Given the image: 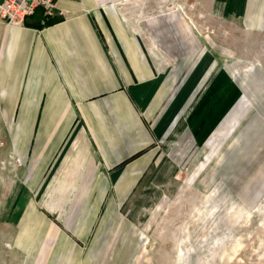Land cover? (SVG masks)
<instances>
[{
  "label": "rangeland",
  "instance_id": "1",
  "mask_svg": "<svg viewBox=\"0 0 264 264\" xmlns=\"http://www.w3.org/2000/svg\"><path fill=\"white\" fill-rule=\"evenodd\" d=\"M123 12L142 27L163 21V37L168 27L177 36L180 62L195 48L192 69L211 60L157 162L121 208L126 216H99L108 231L97 239V227L85 242L71 236L82 264L91 244L115 250L105 264H264V0H126ZM2 29L0 21V46ZM28 111L0 101V264L57 258L45 252L54 243L46 237L51 226L44 231L42 220L21 216L37 195L21 157ZM52 199L59 211L71 208L67 196ZM57 217V228L68 229V216ZM29 223L40 227L38 236H27ZM73 253L54 264H68Z\"/></svg>",
  "mask_w": 264,
  "mask_h": 264
},
{
  "label": "crops",
  "instance_id": "2",
  "mask_svg": "<svg viewBox=\"0 0 264 264\" xmlns=\"http://www.w3.org/2000/svg\"><path fill=\"white\" fill-rule=\"evenodd\" d=\"M124 1L56 0L54 11L44 12L54 23L38 14L24 23L1 21L0 101L29 110L21 157L28 187L41 190L21 216L42 220L44 231L51 226L46 237L54 243L45 252L56 253L52 264L73 251L68 264H82L83 249L71 236L85 242L97 227V239L108 231L99 216H126L121 208L157 162L211 60L192 69L194 48L180 62L170 28L163 37L161 20L132 22ZM42 193L51 200L42 201ZM57 195L68 197V212L53 207ZM57 216H68V229L57 228ZM40 231L29 223L27 236ZM83 260L105 264L115 250L109 255L108 245L91 244Z\"/></svg>",
  "mask_w": 264,
  "mask_h": 264
},
{
  "label": "built area",
  "instance_id": "3",
  "mask_svg": "<svg viewBox=\"0 0 264 264\" xmlns=\"http://www.w3.org/2000/svg\"><path fill=\"white\" fill-rule=\"evenodd\" d=\"M56 0H0V21L6 23H24L37 8L53 12Z\"/></svg>",
  "mask_w": 264,
  "mask_h": 264
},
{
  "label": "trees",
  "instance_id": "4",
  "mask_svg": "<svg viewBox=\"0 0 264 264\" xmlns=\"http://www.w3.org/2000/svg\"><path fill=\"white\" fill-rule=\"evenodd\" d=\"M34 14H38V15H40L41 18H42L43 20H45V24H46V25L51 24V23H54V22L57 20V19L54 18V17H48V16H45L44 11H43L42 8H37L36 11L34 12ZM34 14H32V15H34ZM32 15H31V16H32Z\"/></svg>",
  "mask_w": 264,
  "mask_h": 264
}]
</instances>
